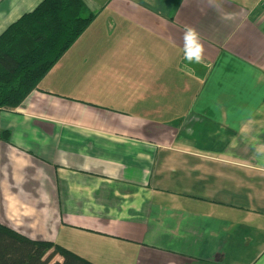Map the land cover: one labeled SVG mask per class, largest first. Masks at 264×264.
Listing matches in <instances>:
<instances>
[{
	"label": "crops",
	"instance_id": "obj_1",
	"mask_svg": "<svg viewBox=\"0 0 264 264\" xmlns=\"http://www.w3.org/2000/svg\"><path fill=\"white\" fill-rule=\"evenodd\" d=\"M83 1L93 23L0 113V225L96 264H264L259 1ZM41 2L0 0V35Z\"/></svg>",
	"mask_w": 264,
	"mask_h": 264
},
{
	"label": "trees",
	"instance_id": "obj_2",
	"mask_svg": "<svg viewBox=\"0 0 264 264\" xmlns=\"http://www.w3.org/2000/svg\"><path fill=\"white\" fill-rule=\"evenodd\" d=\"M83 0H42L0 35V113L20 106L93 23ZM59 255L62 261H54ZM0 264H96L0 225Z\"/></svg>",
	"mask_w": 264,
	"mask_h": 264
},
{
	"label": "clouds",
	"instance_id": "obj_3",
	"mask_svg": "<svg viewBox=\"0 0 264 264\" xmlns=\"http://www.w3.org/2000/svg\"><path fill=\"white\" fill-rule=\"evenodd\" d=\"M184 60L188 63H202L205 47L200 34L191 26H186L183 35Z\"/></svg>",
	"mask_w": 264,
	"mask_h": 264
},
{
	"label": "built area",
	"instance_id": "obj_4",
	"mask_svg": "<svg viewBox=\"0 0 264 264\" xmlns=\"http://www.w3.org/2000/svg\"><path fill=\"white\" fill-rule=\"evenodd\" d=\"M257 1H259V3H260V5L263 7V9H264V0H257Z\"/></svg>",
	"mask_w": 264,
	"mask_h": 264
},
{
	"label": "rangeland",
	"instance_id": "obj_5",
	"mask_svg": "<svg viewBox=\"0 0 264 264\" xmlns=\"http://www.w3.org/2000/svg\"><path fill=\"white\" fill-rule=\"evenodd\" d=\"M108 263H111V262H108Z\"/></svg>",
	"mask_w": 264,
	"mask_h": 264
}]
</instances>
